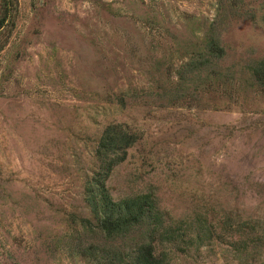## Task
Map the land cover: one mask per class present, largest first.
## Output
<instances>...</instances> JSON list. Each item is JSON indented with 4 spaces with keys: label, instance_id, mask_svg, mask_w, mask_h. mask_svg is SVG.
<instances>
[{
    "label": "rangeland",
    "instance_id": "1",
    "mask_svg": "<svg viewBox=\"0 0 264 264\" xmlns=\"http://www.w3.org/2000/svg\"><path fill=\"white\" fill-rule=\"evenodd\" d=\"M18 1L0 55V264H91L72 253L73 220L90 216L84 189L113 123L139 138L116 199L153 186L166 213L207 219L225 242L239 222L243 241L262 234L245 258L208 240L171 264H264V86L236 75L264 56V30L225 22L222 77L186 83L220 0Z\"/></svg>",
    "mask_w": 264,
    "mask_h": 264
},
{
    "label": "trees",
    "instance_id": "2",
    "mask_svg": "<svg viewBox=\"0 0 264 264\" xmlns=\"http://www.w3.org/2000/svg\"><path fill=\"white\" fill-rule=\"evenodd\" d=\"M18 10V0H0V55L9 46L16 29ZM231 20L249 22L264 30V4L220 0L217 18L202 34L200 53L182 63L178 81L194 82L204 74L209 82L222 77V64L228 56L224 46L227 33L222 26ZM236 75L247 77L255 87L263 88L264 56L249 61ZM138 141V136L123 123L104 128L96 144L95 166L84 189L90 216L78 222L73 220L76 237L71 250L75 256L91 264H171L172 256L185 253L194 244L201 250L208 240L239 250V256L244 258L259 247L262 234L256 226L252 227L250 234L254 237L250 241L241 239L245 221L236 224V241L226 243L220 235V239L215 237L207 219L175 218L166 213L152 185L116 199L110 190L111 178ZM242 242V249H237V244Z\"/></svg>",
    "mask_w": 264,
    "mask_h": 264
}]
</instances>
